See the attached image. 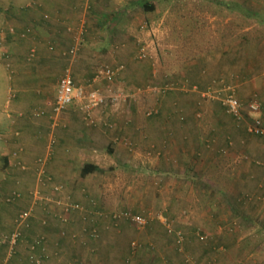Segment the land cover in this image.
I'll return each mask as SVG.
<instances>
[{
  "label": "crops",
  "instance_id": "0c3cea01",
  "mask_svg": "<svg viewBox=\"0 0 264 264\" xmlns=\"http://www.w3.org/2000/svg\"><path fill=\"white\" fill-rule=\"evenodd\" d=\"M156 2L0 0V182L24 190L7 198L23 204L7 264H236L231 249L264 248V135L248 130L264 120L263 11L164 75L174 44L141 19ZM99 68L119 102L55 114L65 71L85 86ZM230 93L258 110L228 114Z\"/></svg>",
  "mask_w": 264,
  "mask_h": 264
},
{
  "label": "rangeland",
  "instance_id": "374dc122",
  "mask_svg": "<svg viewBox=\"0 0 264 264\" xmlns=\"http://www.w3.org/2000/svg\"><path fill=\"white\" fill-rule=\"evenodd\" d=\"M157 1L159 13H147L141 16V19L151 18V23L155 24V26L159 23L157 28L162 33L161 38L165 37L164 41L171 40L172 45L174 44L170 50L167 48L162 52L161 66L162 70L165 71L164 75L176 74L179 65L183 61L197 57L195 52L208 50L212 46L218 47L223 42H226L230 27H234L232 30L237 36L240 35L245 23H247L243 17L251 18L247 13L256 15L261 10L263 12L260 13L264 14V0ZM20 2H27V0H20ZM217 2H236L240 7L237 6L236 10H231L225 6L218 5ZM169 29L172 32L170 39L166 35ZM1 99L0 95V104H2ZM0 153L2 154V150ZM4 175L5 173L0 172V181L4 179ZM21 187L20 184L16 183L11 186H5L3 182H0V240L8 238L6 237L10 234L8 230L12 228L13 221L16 220L17 214L23 208V204H20L17 199L13 201L7 199L8 197L12 198V196L14 198L20 197L22 191L24 192ZM15 189L17 192H12ZM28 189H31V187ZM257 244H260V242L255 240L252 244L231 249L233 255L241 261L236 264H245L241 259L249 256L253 257L251 259L252 263L264 264V248L262 250L256 248ZM254 250H256V254L251 255ZM0 264H7L5 260L3 261V253L0 255Z\"/></svg>",
  "mask_w": 264,
  "mask_h": 264
},
{
  "label": "built area",
  "instance_id": "2783aa9c",
  "mask_svg": "<svg viewBox=\"0 0 264 264\" xmlns=\"http://www.w3.org/2000/svg\"><path fill=\"white\" fill-rule=\"evenodd\" d=\"M115 82V71L108 68H99L87 85L77 86L70 72L66 70L58 83V92L53 104V112L55 114H60L69 106L75 104L82 113L90 115L93 111L107 104L116 105L123 96V93L115 88ZM100 83H102V85H99ZM222 105L228 114H232L237 118H241V115L247 110L252 112L258 110V105L256 103L244 105L236 99L232 93L223 98ZM248 130L256 135H264V121L261 117L252 118ZM27 216V213L21 214V218H26ZM124 217L139 227H144L148 223L144 216L124 214ZM16 237L17 234L12 236V239ZM177 237L179 238L178 241H180L182 237L180 232L177 233ZM133 246H135V244H133Z\"/></svg>",
  "mask_w": 264,
  "mask_h": 264
},
{
  "label": "trees",
  "instance_id": "16d2710c",
  "mask_svg": "<svg viewBox=\"0 0 264 264\" xmlns=\"http://www.w3.org/2000/svg\"><path fill=\"white\" fill-rule=\"evenodd\" d=\"M217 3L220 6H223V7L225 6L226 8H229V9H232V10H236L237 9V6H239V5L236 4V2H233L235 4V6L232 5V2H217ZM143 9H144L145 12L154 11L155 8H154V5H153V2H149V3L146 2V3H144Z\"/></svg>",
  "mask_w": 264,
  "mask_h": 264
}]
</instances>
